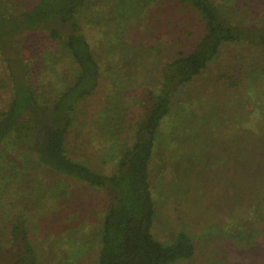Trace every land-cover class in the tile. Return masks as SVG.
Instances as JSON below:
<instances>
[{
	"label": "rangeland",
	"instance_id": "374dc122",
	"mask_svg": "<svg viewBox=\"0 0 264 264\" xmlns=\"http://www.w3.org/2000/svg\"><path fill=\"white\" fill-rule=\"evenodd\" d=\"M35 1L0 0V14ZM213 1L233 22L264 25V0ZM77 20L102 72L99 87L73 110L67 151L113 173L161 89L165 65L193 50L206 24L186 0H90ZM20 36L8 54L14 66L22 59L42 101L74 82L78 68L63 40L42 29ZM13 95L0 49V113ZM34 144L12 133L0 146V264H18L11 241L17 216L38 264H98L110 194L44 165ZM150 181L155 237L168 245L184 231L195 244L193 256L171 264H264V47L225 42L202 73L173 92Z\"/></svg>",
	"mask_w": 264,
	"mask_h": 264
},
{
	"label": "trees",
	"instance_id": "16d2710c",
	"mask_svg": "<svg viewBox=\"0 0 264 264\" xmlns=\"http://www.w3.org/2000/svg\"><path fill=\"white\" fill-rule=\"evenodd\" d=\"M88 1L36 0L18 13L0 14V49L11 68L14 88L13 98L0 113V146L12 133L18 142H32L34 137V149L44 165L107 189L111 203L103 219L98 264H171L191 257L195 244L187 232L181 231L168 245L153 233L156 210L150 162L156 133L171 110L173 92L202 73L225 42L245 39L264 47V25L233 22L213 0H186L205 21V33L193 50L181 51L165 65L161 89L152 93V103L136 130L133 145L123 151L117 170L105 173L72 158L66 146L76 104L91 95L101 80V63L77 20V12ZM33 29L63 40L78 68L74 82L46 101L38 95L22 59L16 58L19 67L14 66L7 50L16 36ZM11 241L18 264H38L37 251L21 216L12 222Z\"/></svg>",
	"mask_w": 264,
	"mask_h": 264
}]
</instances>
